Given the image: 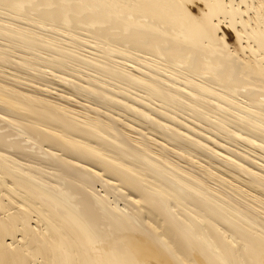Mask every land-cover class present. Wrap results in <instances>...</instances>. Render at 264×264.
I'll return each instance as SVG.
<instances>
[{"label": "bare ground", "instance_id": "obj_1", "mask_svg": "<svg viewBox=\"0 0 264 264\" xmlns=\"http://www.w3.org/2000/svg\"><path fill=\"white\" fill-rule=\"evenodd\" d=\"M0 264H264V0H0Z\"/></svg>", "mask_w": 264, "mask_h": 264}, {"label": "rangeland", "instance_id": "obj_2", "mask_svg": "<svg viewBox=\"0 0 264 264\" xmlns=\"http://www.w3.org/2000/svg\"><path fill=\"white\" fill-rule=\"evenodd\" d=\"M221 27H223L224 29H226L227 26L222 23L221 24ZM55 95H64V93L61 90H59V92H57ZM259 163H262V162L259 161Z\"/></svg>", "mask_w": 264, "mask_h": 264}]
</instances>
